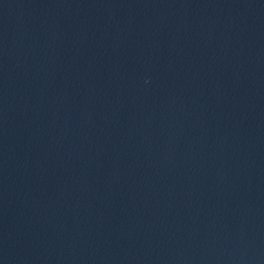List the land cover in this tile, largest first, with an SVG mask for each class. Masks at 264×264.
<instances>
[{"label": "water", "instance_id": "1", "mask_svg": "<svg viewBox=\"0 0 264 264\" xmlns=\"http://www.w3.org/2000/svg\"><path fill=\"white\" fill-rule=\"evenodd\" d=\"M0 264H264V0H0Z\"/></svg>", "mask_w": 264, "mask_h": 264}]
</instances>
